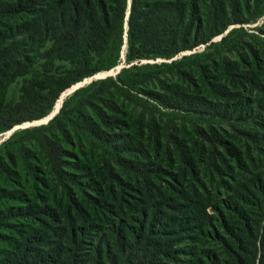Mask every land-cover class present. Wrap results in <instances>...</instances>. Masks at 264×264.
<instances>
[{
  "label": "trees",
  "instance_id": "trees-1",
  "mask_svg": "<svg viewBox=\"0 0 264 264\" xmlns=\"http://www.w3.org/2000/svg\"><path fill=\"white\" fill-rule=\"evenodd\" d=\"M263 14L264 0H0V133L48 115L67 89L119 64L126 39L127 62L169 59L212 41L231 25L252 21ZM202 56L191 53L171 64H133L123 68L113 83L118 86L120 82L121 86L131 88L141 77L140 80H155L162 91H148L150 98L187 113L211 114L218 105L177 84L166 83L160 77L169 70L144 72V68L172 70L178 67V73L190 76L187 70L181 69V64L190 59L199 64L198 58ZM220 64L225 77L257 84L255 72L239 60L223 56ZM207 66L201 64L200 70L205 73ZM19 79L22 83L18 95L10 97V88ZM110 81H100L97 90L72 106L69 100H74L85 89L66 100L59 113L42 126L52 137L42 135L38 142L65 191L71 195V181L91 198L89 202L95 201L87 191L89 181H95L89 155L82 152L77 158L73 154L77 160H67L69 152L59 142L61 139L72 145L68 129L85 128L90 140L112 145L119 153L122 169L141 181L148 198L152 199L130 216L134 225L129 234L123 230L125 223L117 222L114 230L117 256L107 254L104 262L100 251L96 250L95 264H264V164L257 165L255 160L252 163L257 169L251 171L249 163L241 156L242 149L220 137L218 140L227 153L251 173L229 184L231 192L225 198L217 199L197 186H156L153 180L158 176L157 170L147 168L141 159L133 161L121 153L143 152L136 142L145 140L146 133H150L147 129L157 125L153 121L148 122L149 126L144 125L145 113H142L132 133L120 130L110 135L100 125L93 126L89 118L91 108L108 129L127 125L128 113L104 97L110 89L107 85ZM213 93L230 98L228 87L222 84ZM243 131L255 141L264 140L261 130ZM206 139L212 141L208 135ZM177 147L191 172L199 174L192 151H185L178 144ZM23 161L19 164L11 160V163L17 170L21 165L36 183L37 165L27 158ZM14 168L9 160L0 157V205L10 200L25 201L21 189L6 188L11 183L21 186V177ZM105 168L109 180L122 184V177L110 162ZM217 169L225 170V167L217 165ZM99 202L107 206L106 198H100ZM74 207L83 217L80 205ZM34 208L32 205L0 208V228H9L11 219L16 216L28 220L48 216L55 220L53 210ZM47 226L43 239H56L46 242L51 245L50 249L39 253L42 246L38 250L26 244L16 245L13 251L1 249L0 264H59V259H64L60 264H80L78 252H69L63 244L73 235L72 230L65 224ZM35 229L33 238L39 242L41 228ZM36 252L40 256H36Z\"/></svg>",
  "mask_w": 264,
  "mask_h": 264
},
{
  "label": "rangeland",
  "instance_id": "rangeland-1",
  "mask_svg": "<svg viewBox=\"0 0 264 264\" xmlns=\"http://www.w3.org/2000/svg\"><path fill=\"white\" fill-rule=\"evenodd\" d=\"M126 52L127 46H124L121 61L113 68L88 76L63 92L48 115L16 125L0 133V157L9 160L13 168L11 160L21 164L24 158L32 160L37 165L36 183L33 181V176L25 173L21 165L18 167L19 170L14 168L21 177V186L11 183L6 188L7 190L21 189L25 201H6L0 205V208L7 210L10 207L32 205L34 209H51L55 216V220L48 216L33 220L20 216L12 218L9 223L12 225L9 228H0V234H4L3 238L0 237V250L13 251L16 245L26 244L29 248L32 246L38 250L42 246L38 252L43 253L51 246L46 242H50L51 239L56 240L55 238H49L47 241L43 239L47 225L65 224L72 230L73 235L71 234L63 244L69 248V252H78L80 264H95L96 250L100 251L101 259L105 262L107 254L117 256L118 244L114 236L117 222H124L123 230L129 234L134 225L130 216L135 214L140 206L149 204L152 200L148 198V192L142 182L122 169L119 153L113 150L112 145L103 141L90 140L89 132L85 128L70 127L68 129L72 145L61 139L59 142L69 152L67 160L76 161L82 152L89 155L88 159L93 167L95 181L94 183L89 181L87 191L95 198V201L89 202L91 198L78 190L71 181L69 182L73 186L71 195L65 191L38 143L42 135L51 136L48 131L42 129V126L48 124L50 120L47 121V119L53 112L61 109L65 101L79 90L85 89L74 100H69L71 106L79 99L93 93L99 88L102 80H112L107 82L110 89L104 97L128 113L127 125L113 130L108 129L101 123L93 109L89 108V118L93 126L100 125L102 130L110 135L120 130L132 133L134 125H137L135 122L139 120L137 117L145 113L144 125L149 126L148 122L153 121L157 126L150 128L151 130L147 129L151 134L146 133L145 140L140 143L135 141L144 151L137 152L136 155L128 152L121 154L133 161L141 159L147 168L157 170L158 176L153 180L156 186L162 188L170 185L197 186L217 199L225 198L231 192L229 184H234L238 178H246L251 173L246 172L237 164L236 158L227 153L222 142L218 140L220 137L228 144H234L242 149L241 156L247 160L251 171L257 169V166L252 163L255 160L257 165L264 164V140L255 141L243 131L258 129L264 133V14L252 21L231 25L224 34L216 36L212 41L169 59L159 57L127 62ZM191 53H200L203 56L198 58L199 64L191 59L181 64V69L187 70L190 76L178 73V67H173L172 70L163 67L144 68L146 69L144 72L169 70L162 72L160 77L166 83L177 84L218 105L211 114L187 113L150 98L148 91L152 89L162 91L161 85L155 80H140L143 78L141 77L130 85L131 88L127 85L121 86L120 82H117L118 86L113 83L115 79H118L123 68L133 64L160 65L162 62L171 64L172 61H181ZM223 56L229 57L230 60H239L247 69H252L256 74L257 84L251 85L246 81L225 77L220 64ZM201 64L208 65L205 73L200 70ZM21 83L22 79H19L11 86L10 97L18 95ZM78 84L81 85L71 93L68 92ZM221 84L228 87L230 98H223L213 93ZM102 108L106 110L103 106ZM109 114H112V111H109ZM58 135L62 138L60 132ZM207 135L212 141L206 139ZM149 142L151 145H148ZM177 144L185 151H192L197 160L199 174H193L181 159ZM73 154H76L77 158ZM109 162L122 177V184L109 180L105 168V164ZM217 165L224 166L225 170L217 169ZM111 188L114 189L115 198ZM102 197L106 198L107 206L99 202ZM74 205H80L84 213L83 217L78 215ZM35 228H41L39 242L33 238ZM35 255L40 256L37 252ZM63 260L59 259V264Z\"/></svg>",
  "mask_w": 264,
  "mask_h": 264
},
{
  "label": "water",
  "instance_id": "water-1",
  "mask_svg": "<svg viewBox=\"0 0 264 264\" xmlns=\"http://www.w3.org/2000/svg\"><path fill=\"white\" fill-rule=\"evenodd\" d=\"M127 46V39H126V44H125V47ZM81 84H78V85H76V86H74L72 89H70L68 92L69 93H71L72 91H74L76 88H78L79 86H80ZM67 92V93H68ZM67 95V94H66ZM63 97H64V95H63ZM59 111H60V108L56 111V112H53L49 117H48V119H47V121H49L50 119H52L57 113H59ZM43 122H44V120H43Z\"/></svg>",
  "mask_w": 264,
  "mask_h": 264
}]
</instances>
